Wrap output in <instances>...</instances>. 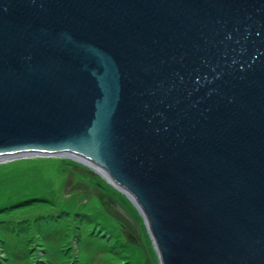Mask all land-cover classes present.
Segmentation results:
<instances>
[{
  "label": "water",
  "instance_id": "water-1",
  "mask_svg": "<svg viewBox=\"0 0 264 264\" xmlns=\"http://www.w3.org/2000/svg\"><path fill=\"white\" fill-rule=\"evenodd\" d=\"M24 157L105 179L160 264H264V0H0V162Z\"/></svg>",
  "mask_w": 264,
  "mask_h": 264
},
{
  "label": "rangeland",
  "instance_id": "rangeland-1",
  "mask_svg": "<svg viewBox=\"0 0 264 264\" xmlns=\"http://www.w3.org/2000/svg\"><path fill=\"white\" fill-rule=\"evenodd\" d=\"M0 264L160 263L141 217L105 179L69 159L24 157L0 162Z\"/></svg>",
  "mask_w": 264,
  "mask_h": 264
}]
</instances>
